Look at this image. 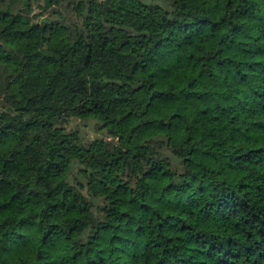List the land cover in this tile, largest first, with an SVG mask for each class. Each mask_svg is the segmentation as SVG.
<instances>
[{
	"label": "trees",
	"instance_id": "obj_1",
	"mask_svg": "<svg viewBox=\"0 0 264 264\" xmlns=\"http://www.w3.org/2000/svg\"><path fill=\"white\" fill-rule=\"evenodd\" d=\"M221 3L0 0L10 264H264V0Z\"/></svg>",
	"mask_w": 264,
	"mask_h": 264
},
{
	"label": "clouds",
	"instance_id": "obj_2",
	"mask_svg": "<svg viewBox=\"0 0 264 264\" xmlns=\"http://www.w3.org/2000/svg\"><path fill=\"white\" fill-rule=\"evenodd\" d=\"M144 2L160 5L162 3V0H144ZM188 4H189V7L186 11V14L191 15L193 17L197 14L198 11H202L204 14L209 15L210 17H214L216 19H219L220 16L226 15V13L223 11L222 3L219 5L220 11H219V13H217L218 0H188ZM181 15L183 16L184 14H181ZM188 27L195 30L197 27H199V25L189 24ZM0 43H3V41H0ZM201 55H205L209 59H211L212 56L214 55V49H212L211 51L206 50V51L202 52ZM236 59H239V57L237 56ZM207 83L211 84L212 80H209ZM176 92L179 94L181 92V89L177 88ZM184 93L189 94V95L191 94L189 89H184ZM173 110H175V109H173ZM12 114L14 116L16 115V113H14V112ZM25 119H27V117ZM152 119L156 123L163 122L162 126H167V127L172 126V124L169 123L164 117L155 116ZM18 139L19 138L13 139V142L11 143L12 148L23 147L22 143L18 144L16 142ZM6 153H7V146L5 148H0V154L6 155ZM149 183H151V182H149ZM177 183H179V180H177ZM151 191H152L153 195L159 194L155 188V185H152ZM34 248H36V250H38V251L43 252V248L39 245V237L38 236L35 237ZM0 264H10L9 256L0 255ZM34 264H37V262H35V260H34Z\"/></svg>",
	"mask_w": 264,
	"mask_h": 264
},
{
	"label": "rangeland",
	"instance_id": "obj_3",
	"mask_svg": "<svg viewBox=\"0 0 264 264\" xmlns=\"http://www.w3.org/2000/svg\"><path fill=\"white\" fill-rule=\"evenodd\" d=\"M34 11L37 12L39 11V7L37 2H34L33 4ZM136 41V47H135V53L137 56H141L142 50H141V45L143 43V36L139 35L135 39ZM132 63V58L128 57L125 60H120V64L123 66H130ZM69 128L72 129H79L81 137L84 141L89 140V137L93 136H100L103 135L102 131L96 130V122L94 120H73L69 123L68 125Z\"/></svg>",
	"mask_w": 264,
	"mask_h": 264
}]
</instances>
